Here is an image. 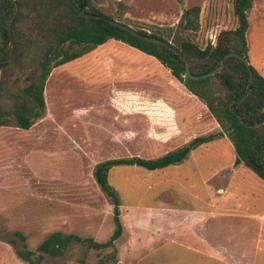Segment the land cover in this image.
Returning a JSON list of instances; mask_svg holds the SVG:
<instances>
[{
	"label": "rangeland",
	"instance_id": "obj_1",
	"mask_svg": "<svg viewBox=\"0 0 264 264\" xmlns=\"http://www.w3.org/2000/svg\"><path fill=\"white\" fill-rule=\"evenodd\" d=\"M115 1L127 5L123 22L164 38L184 9L198 6L199 30L190 37L200 48L237 26L233 0H105L102 7L114 11ZM247 18V61L264 77V0H253ZM36 57L31 51L0 77L24 85ZM43 95L45 112L30 129L0 127V264H28L19 256L27 250L40 264H202L203 236L227 264H264V244L252 241L262 234L264 182L234 164L233 145L217 137L205 105L155 58L109 40L51 69ZM209 135L217 138L164 169L113 166L108 182L120 200L122 234L105 248L87 243H105L114 231L97 164L158 158ZM55 232L82 242L40 254Z\"/></svg>",
	"mask_w": 264,
	"mask_h": 264
},
{
	"label": "trees",
	"instance_id": "obj_2",
	"mask_svg": "<svg viewBox=\"0 0 264 264\" xmlns=\"http://www.w3.org/2000/svg\"><path fill=\"white\" fill-rule=\"evenodd\" d=\"M104 2L90 0L85 14L126 24L121 19L127 11V5L115 1L116 9L106 11L102 7ZM86 3V0H0V60L7 59L12 51L10 61L0 64V75L6 74L7 69L18 64L31 51L37 56L36 68L28 77H22L24 85L19 84L21 77H0V127L30 129L45 112L43 92L51 69L78 59L109 40H115L155 58L166 67L188 93L205 105L221 129L217 137H226L232 143L234 164L243 165L264 182V124H261L264 120V77L250 65L252 80L249 93L242 101L234 102L245 94L249 79L248 69L240 59L228 58L223 69L211 77L190 79L185 77L180 56L164 46L134 37L104 20L85 17L82 9ZM252 4L253 0H233L236 28L221 31L215 44L208 43L204 48H200L190 37L199 30L200 8L192 6L183 10L177 28L168 31L166 36L172 38L173 46L187 59L192 75L199 76L216 69L222 57L229 52L238 53L247 59V12ZM12 16L9 34L6 24ZM135 30L142 35L168 41L167 37L160 34ZM240 118L244 123L240 122ZM217 137H197L188 145L154 159L131 157L97 164L95 181L112 203L114 231L105 243L91 240L87 243L97 249L105 248L122 234L120 200L108 182L109 171L113 166L164 169L183 161L190 151ZM72 242L82 240L74 234L55 232L37 247V251L57 256ZM33 254L29 250L19 252L20 258L28 264H40L39 260H32Z\"/></svg>",
	"mask_w": 264,
	"mask_h": 264
},
{
	"label": "water",
	"instance_id": "obj_3",
	"mask_svg": "<svg viewBox=\"0 0 264 264\" xmlns=\"http://www.w3.org/2000/svg\"><path fill=\"white\" fill-rule=\"evenodd\" d=\"M10 1H14V0H10ZM86 1H87V3L85 5V7L82 9V13H83V15L85 17L104 20L105 22L109 23L112 26H115V27H118V28H120V29H122L124 31H127L129 34L133 35L134 37H137V38H140V39H143V40L149 41L151 43H154V44H157V45H161V46H164V47L170 49L175 54L180 56V58L182 59V61L184 63V74H185V77H188L190 79L198 80V79L211 77V76L219 73L223 69L225 61L228 58L234 57V58L240 59L242 61V63L244 64V66L248 69L249 79H248V84H247V88H246L245 94L240 99H238L237 101H234V102L242 101L247 96V94L249 93L250 83H251V80H252V70L250 68V65H249L247 59L244 56H242V55H240L238 53H235V52H229V53L225 54L222 57V59L220 61V65L216 69H214V70H212V71H210L208 73L199 75V76H194L190 72L189 63H188L187 59L181 54V52L178 49H176L173 46L172 43H170L168 41H165V40H162V39H158V38L142 35V34L138 33L135 29H133L131 26L126 25L124 23H121V22H119L117 20H111V19L103 18L101 16H94V15L85 14V11L88 9V7L90 5V0H86ZM16 11H18V5L17 4H16ZM12 18H13V16L9 18V20L7 21V24H6V29H7L9 34H10V31H9L10 30V22H11ZM11 56H12V51H10L9 57L7 59L0 60V64H6L7 62H9L10 59H11ZM240 122L244 123L241 118H240ZM261 124H264V120L261 122ZM253 126L256 127L258 125H253Z\"/></svg>",
	"mask_w": 264,
	"mask_h": 264
},
{
	"label": "crops",
	"instance_id": "obj_4",
	"mask_svg": "<svg viewBox=\"0 0 264 264\" xmlns=\"http://www.w3.org/2000/svg\"><path fill=\"white\" fill-rule=\"evenodd\" d=\"M217 191L219 193H225V190L222 187H218ZM259 221H260V225L262 228V234L260 236L258 235V237L253 236L252 241L253 242L256 241V244H257V241H258V243L261 242V248L260 249H263V244H264V209H263L262 214L259 216ZM201 240H202V242L205 243V246L200 253V259L202 261V264H227V262H229V261H226V259L228 260L229 258H227V257L224 258L225 257L224 252L221 254V252L217 249V247H216V249H212V250L207 249L208 248L207 236L201 237ZM260 249H259V246L257 245L255 250L260 251ZM254 253H255V251H254ZM238 264H241V263H238Z\"/></svg>",
	"mask_w": 264,
	"mask_h": 264
}]
</instances>
